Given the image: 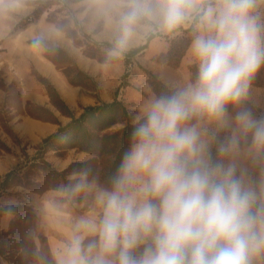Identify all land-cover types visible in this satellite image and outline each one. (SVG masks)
<instances>
[{
  "label": "clouds",
  "instance_id": "9594fccd",
  "mask_svg": "<svg viewBox=\"0 0 264 264\" xmlns=\"http://www.w3.org/2000/svg\"><path fill=\"white\" fill-rule=\"evenodd\" d=\"M264 0H127L118 55L136 26L163 33L194 25V81L150 99L136 115L98 218H81L58 264H264V115L243 107L264 66ZM20 7L0 0V13ZM37 38L34 45L39 46ZM233 111L230 112L229 108ZM214 160L210 144L219 131ZM261 171L253 182L239 157ZM89 169L63 186L92 188ZM85 233H92L88 239Z\"/></svg>",
  "mask_w": 264,
  "mask_h": 264
},
{
  "label": "rangeland",
  "instance_id": "374dc122",
  "mask_svg": "<svg viewBox=\"0 0 264 264\" xmlns=\"http://www.w3.org/2000/svg\"><path fill=\"white\" fill-rule=\"evenodd\" d=\"M30 12L13 14L16 19L13 29H27L32 25L52 29L57 38L41 37L53 44L65 48L77 65L93 77L81 85L71 84L63 72V67L71 64L63 61L56 64L45 55L44 61L55 64L58 78L64 81L63 92L67 98H74L76 103L73 110L79 114L86 104L99 99L111 101L116 95V89L124 79L129 83L120 87L118 98L123 100L128 108L138 115L143 106L153 97H158L149 82L145 69L152 70L164 83L173 88L186 86L194 81L197 68L190 51L191 42L185 54L177 62H168L170 47L178 48L189 40L192 41L194 27L187 24L174 33H163L153 24L141 21L136 26L124 50L144 43L150 31L159 35L148 47L140 51L130 62H126L120 52L115 61H100L93 54L97 50L102 53L114 54L116 49H108L96 42H112L116 45L119 35V15L124 10L127 0H22ZM32 16L33 22L26 24L25 19ZM41 22V24H40ZM26 24V25H25ZM36 26L34 28H36ZM191 30V31H190ZM37 38V37H36ZM0 45V51H2ZM50 54V53H49ZM50 56L54 57V52ZM178 63V64H176ZM24 65H22L23 67ZM36 67L33 65V71ZM3 69L0 70V256L14 264H58L52 246L50 235L75 230L81 218L98 220L102 208L95 199L98 190L107 188L97 177H88L92 182L91 190L81 193L72 201H68L61 191L65 183L51 180L37 166L31 165V157L36 154L41 137L36 133V120H43L28 113L30 104H39L42 99V88L38 91L25 89L24 77L20 68H11L18 82L4 81ZM38 71V70H37ZM195 71V72H194ZM72 73H74L72 71ZM252 83L258 89H249V94L255 97L260 105L248 97L243 107L252 110L257 117L264 115V66L256 73ZM248 94V95H249ZM36 96V100L30 99ZM248 102V103H247ZM41 105V104H40ZM229 111L233 109L230 107ZM63 120L68 116L62 115ZM229 132L219 131L210 148L214 160L218 159L217 143L222 141ZM94 155L70 148L64 152L50 150L45 154L56 168L63 170L73 161H83ZM241 167L248 170V176L258 183L261 171L248 158H238ZM13 170V177L7 184L2 183L6 172ZM68 173V178H74ZM4 216H7L4 218ZM88 239L92 233H85ZM69 238L71 239L70 235ZM66 245V244H63ZM1 259V257H0Z\"/></svg>",
  "mask_w": 264,
  "mask_h": 264
},
{
  "label": "trees",
  "instance_id": "16d2710c",
  "mask_svg": "<svg viewBox=\"0 0 264 264\" xmlns=\"http://www.w3.org/2000/svg\"><path fill=\"white\" fill-rule=\"evenodd\" d=\"M34 19L35 18L32 16L27 17L25 19L26 24L33 22ZM193 27L194 26L191 25L190 29L193 30ZM18 28L19 26L13 29V31L18 30ZM157 35H159V33L151 31L144 43L128 50L121 51L125 61L130 62L135 55L148 47L151 40ZM37 38L31 39L29 42L34 44ZM40 39V45H43L46 49L45 55L51 58L56 64L63 61L71 62L68 66L63 67V72L71 84L81 85L85 83L87 79H90L95 84L93 77L77 65L65 48L55 45L47 39ZM189 42L191 41L189 40L178 48H173V46L170 47L171 53L167 61L170 62L174 59L178 62L185 54L190 44ZM96 44L97 47L104 45L108 49L117 50L116 45L112 42L104 41L96 42ZM51 52H54V57L50 56ZM93 55L97 56L100 61L110 62L115 61L118 57L115 54L100 53L97 50ZM195 70L197 71V68H195ZM72 71L74 73H72ZM145 72L148 74L150 85L158 97L162 94H170L176 90V88L170 87L164 83L152 70L145 69ZM34 73L37 79L47 89L52 103L62 114L70 117V120L66 123H62L54 111L44 105L30 104L27 107L29 114L58 124V128L54 132L42 138L37 147L36 154L31 157L32 161L30 164L37 166L51 180L56 181V183L63 182L66 185L74 180V178L67 177L68 173L81 172L84 169H89L90 177H97L109 188L110 178L115 173L120 163L121 156L128 147L129 133L135 117L134 113H132L125 102L118 98L117 95L120 87L129 85L125 80V76L116 89L115 97L111 101H104L98 98L96 103L83 106L81 112L76 114L48 77L40 74L36 70ZM70 148L86 151L94 155V157L83 161H73L63 170H59L45 158V154L50 150L64 152ZM12 177L13 170L6 172L3 176L2 183H9Z\"/></svg>",
  "mask_w": 264,
  "mask_h": 264
},
{
  "label": "crops",
  "instance_id": "0c3cea01",
  "mask_svg": "<svg viewBox=\"0 0 264 264\" xmlns=\"http://www.w3.org/2000/svg\"><path fill=\"white\" fill-rule=\"evenodd\" d=\"M20 7L13 12H9L7 14L0 13V45L2 47V51H0V70L3 69V75L4 81L11 82L16 81L17 77L16 75L11 72V68H20V74L24 77V87L27 90H30V87H32V91H38L39 88H42V99L39 100V104L44 105L51 110L54 111L56 116L59 118V120L62 123H66L70 120V117L65 121L62 118V113L56 108V106L52 103L48 91L45 88V86L37 79L34 71H33V65L37 68L36 71L46 77H48L52 83L56 86L58 91L60 92L61 96L64 98V100L67 102V104L73 109L76 106V101L74 98L70 99L67 98L66 94L63 92L64 89V81L62 78H58V71L56 69V66L52 62L44 61L43 57L41 56L44 49L41 45L36 46L34 44H31L29 40L34 39L36 37H51L57 38V35L54 33L52 29H45L44 27L32 25L27 29H20L13 31L14 23L16 22L15 18L13 17V14H25L30 12V8H27L26 5H24V2L22 0H18ZM260 11L262 13V20H264V5H261ZM41 24V22H40ZM42 25V24H41ZM36 26V28H34ZM153 31V30H152ZM151 32V31H150ZM155 32V31H153ZM157 33V32H156ZM158 36V35H157ZM156 36V37H157ZM154 37V39L156 38ZM153 40V39H152ZM151 40V41H152ZM56 45V44H55ZM190 49V48H189ZM22 65H24L22 67ZM258 89L257 86H255L251 82L250 90L252 89ZM4 91L2 87H0V91ZM1 93V92H0ZM30 99L36 100V96L30 95ZM248 98L252 100L255 104L260 105L258 100L251 96V94L248 95ZM89 103V104H94ZM88 105V104H86ZM36 133L41 137V140L46 135L54 132L58 128V124L52 121H46V120H36ZM7 216H4L6 218ZM74 230H71V234L69 232L59 233V235H50L49 242L50 245L53 248V251L55 252V256L58 260L59 255L62 253L64 248L66 247L68 241L70 240V237H72ZM66 244V245H63ZM0 264H2V260L0 259Z\"/></svg>",
  "mask_w": 264,
  "mask_h": 264
},
{
  "label": "built area",
  "instance_id": "2783aa9c",
  "mask_svg": "<svg viewBox=\"0 0 264 264\" xmlns=\"http://www.w3.org/2000/svg\"><path fill=\"white\" fill-rule=\"evenodd\" d=\"M1 257V260H2V264H14L12 261L8 260V259H3L2 256Z\"/></svg>",
  "mask_w": 264,
  "mask_h": 264
}]
</instances>
